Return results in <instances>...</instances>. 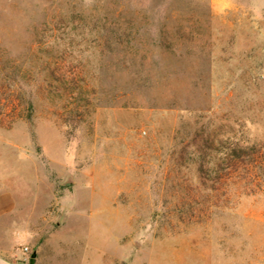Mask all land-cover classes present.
<instances>
[{
	"label": "rangeland",
	"instance_id": "rangeland-1",
	"mask_svg": "<svg viewBox=\"0 0 264 264\" xmlns=\"http://www.w3.org/2000/svg\"><path fill=\"white\" fill-rule=\"evenodd\" d=\"M0 264H264V0H0Z\"/></svg>",
	"mask_w": 264,
	"mask_h": 264
},
{
	"label": "trees",
	"instance_id": "trees-1",
	"mask_svg": "<svg viewBox=\"0 0 264 264\" xmlns=\"http://www.w3.org/2000/svg\"><path fill=\"white\" fill-rule=\"evenodd\" d=\"M232 151L230 153H227V160L230 161L233 165L235 166H239L240 164H247L246 160L248 157L252 156V153L248 152L247 149H242L239 148L237 149L236 147H234L233 149H231Z\"/></svg>",
	"mask_w": 264,
	"mask_h": 264
},
{
	"label": "water",
	"instance_id": "water-1",
	"mask_svg": "<svg viewBox=\"0 0 264 264\" xmlns=\"http://www.w3.org/2000/svg\"><path fill=\"white\" fill-rule=\"evenodd\" d=\"M74 183V180H72L71 178L66 182V185H72ZM62 222H59L58 224L61 225ZM33 258H36L37 257V252H35L33 255H32Z\"/></svg>",
	"mask_w": 264,
	"mask_h": 264
}]
</instances>
